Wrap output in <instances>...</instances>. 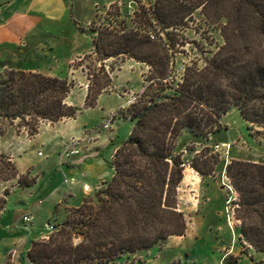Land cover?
Returning <instances> with one entry per match:
<instances>
[{
	"label": "trees",
	"instance_id": "trees-1",
	"mask_svg": "<svg viewBox=\"0 0 264 264\" xmlns=\"http://www.w3.org/2000/svg\"><path fill=\"white\" fill-rule=\"evenodd\" d=\"M197 2L207 12L217 10L213 20L207 14L202 23L218 32L222 44L215 51H199L197 59L183 67L177 83L171 79L169 60L178 35L170 19L186 7L180 0H155L150 12H141L145 28L152 31L149 34L90 27L96 62L127 56L149 66L152 83L121 114L132 127L113 154L110 182L94 195V204L83 201L46 239L31 243L25 258L29 264H116L170 238L184 237L187 226L177 208L184 162L176 152L177 139L186 132L208 139L221 130L223 116L231 109L238 110L249 127L264 128V0ZM155 25L160 26L158 31ZM152 37L158 40L157 62L149 61L146 51ZM167 78L168 84L160 83ZM104 80L106 88L110 80L105 73ZM71 88L58 78L4 69L0 73V120L7 127L18 121L33 137L41 123L74 118L77 110L66 104ZM92 91L86 94L89 107L99 94V90L94 95ZM5 132L0 129V136ZM197 162L193 159L190 168L204 177ZM226 176L237 194L241 239L264 253V166L232 161L226 166Z\"/></svg>",
	"mask_w": 264,
	"mask_h": 264
},
{
	"label": "rangeland",
	"instance_id": "rangeland-1",
	"mask_svg": "<svg viewBox=\"0 0 264 264\" xmlns=\"http://www.w3.org/2000/svg\"><path fill=\"white\" fill-rule=\"evenodd\" d=\"M154 2L125 0L120 5L111 4L100 11L92 25L112 33L142 35L146 30L149 34L152 31L145 28L141 12H150ZM180 3L186 7L170 19L178 35L174 56L169 60L173 71L171 79L175 83L180 81L183 67L197 59L199 51H215L222 44L218 32L209 30L202 23L207 14L213 20L216 9L207 12L197 0H180ZM159 29L160 26H156V30ZM84 38L92 47L93 33L85 32ZM156 38L149 39L146 48L151 62L158 61L154 58L159 52ZM64 46V43L59 45L60 54L68 53ZM92 51L62 67V74H59V79L72 86L66 104L77 110L74 118L64 119L53 127L42 125L33 138L27 134L16 135L22 131L27 133L18 121L7 127V123L0 120V129H6L0 136V264H18L16 256L23 259L22 264H29L25 258L31 243L41 236L46 235L43 238L46 239L55 231L54 226L63 222L68 212L79 207L82 201L94 204V195L104 188L100 184H107L112 178L113 154L128 139L132 127V122L121 114L150 86L152 70L127 56L100 64ZM104 73L110 80L106 88H103ZM169 80L160 83L165 85ZM88 90H93L92 95L99 90L90 107L86 102ZM221 123V130L208 139L186 132L175 143L176 152L181 154L184 162L185 180L182 179L177 189V208L187 226L184 237L170 238L163 245L138 252L129 260L121 258L116 264H231L234 261L236 264H264V253L255 251L241 239L240 221L235 212L236 193L229 215L226 214L228 193L222 185V179L227 178L229 162L264 166V128L249 127L236 109L227 112ZM70 144L78 145L79 156L60 161L59 155ZM222 144L227 146L222 147ZM215 146L220 147L216 149ZM2 154L11 156L16 166ZM193 159L205 172L204 177L190 168ZM77 160L84 162L78 165ZM185 169L188 170L184 175ZM32 181L30 188L20 185ZM84 183L91 189L100 186L83 199ZM63 196L65 204L60 205ZM38 207L41 210L36 212ZM23 211H29L32 216L29 235L9 227ZM46 225L53 229L45 231ZM21 242L26 245L19 246ZM13 250L17 252L14 261V256L8 257Z\"/></svg>",
	"mask_w": 264,
	"mask_h": 264
},
{
	"label": "crops",
	"instance_id": "crops-1",
	"mask_svg": "<svg viewBox=\"0 0 264 264\" xmlns=\"http://www.w3.org/2000/svg\"><path fill=\"white\" fill-rule=\"evenodd\" d=\"M122 1L125 0H0L1 71L10 67L13 70L39 73L59 79V74H62V67L69 66L74 60L90 54L92 47H89L88 40L84 38V35L87 31L89 33V28L96 21L100 11L111 4L120 5ZM61 43H64V47L68 48L67 54L66 52L59 53ZM61 122L41 123L40 126L53 127ZM22 134L26 135L27 133L22 131L16 135ZM5 157L15 164L11 156ZM76 162L80 165L84 161L77 160ZM187 170H184V175ZM100 185L103 186L104 184ZM100 185L91 189L89 184H82L83 199L90 196V193L97 190ZM50 195H52V192L48 196ZM68 196L71 195L68 194ZM60 200V205L65 204L64 196L60 197ZM42 206H44V203ZM65 208L72 209L66 206ZM47 209L49 208L47 207ZM40 210L41 208L36 212ZM29 213V211H23L20 215L18 213V216L9 227L16 230L13 228V224L23 216H31ZM48 226L51 225H46L45 231ZM22 231L28 235L31 233L30 227L28 230ZM45 236H41L38 240L43 239ZM25 245V242H21L19 246L24 247ZM16 253L13 250L8 257L12 258L14 256V261ZM16 258H18L17 261L20 264V257L16 256Z\"/></svg>",
	"mask_w": 264,
	"mask_h": 264
},
{
	"label": "built area",
	"instance_id": "built-area-1",
	"mask_svg": "<svg viewBox=\"0 0 264 264\" xmlns=\"http://www.w3.org/2000/svg\"><path fill=\"white\" fill-rule=\"evenodd\" d=\"M106 126L107 125H104V127ZM77 146H78L77 144H70L66 146L62 150L61 154L59 155L60 161H63L65 159L67 160V159H70V158H73L79 155L80 151ZM221 146L224 147L227 145L222 144ZM219 147L220 146H215L216 149H218ZM222 185L225 191L228 193V199L225 202V212L227 215H229V212L231 210L230 206L233 202V196H234L235 191L231 183L229 182V180L225 177L222 179ZM30 224H31V216H23L19 221L13 224V228L16 230H28ZM51 229H53V227L48 226L46 231H50Z\"/></svg>",
	"mask_w": 264,
	"mask_h": 264
}]
</instances>
